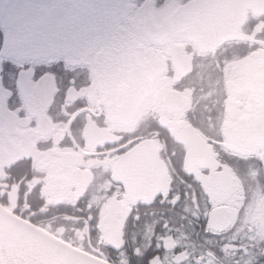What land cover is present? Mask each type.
<instances>
[{"label": "flooded vegetation", "instance_id": "flooded-vegetation-1", "mask_svg": "<svg viewBox=\"0 0 264 264\" xmlns=\"http://www.w3.org/2000/svg\"><path fill=\"white\" fill-rule=\"evenodd\" d=\"M203 2L0 0L1 206L113 264L264 252V0Z\"/></svg>", "mask_w": 264, "mask_h": 264}, {"label": "water", "instance_id": "water-1", "mask_svg": "<svg viewBox=\"0 0 264 264\" xmlns=\"http://www.w3.org/2000/svg\"><path fill=\"white\" fill-rule=\"evenodd\" d=\"M219 10L230 0H203ZM218 17L228 18L223 12ZM221 23H219V26ZM0 264H113L94 257L0 205Z\"/></svg>", "mask_w": 264, "mask_h": 264}, {"label": "snow or ice", "instance_id": "snow-or-ice-1", "mask_svg": "<svg viewBox=\"0 0 264 264\" xmlns=\"http://www.w3.org/2000/svg\"><path fill=\"white\" fill-rule=\"evenodd\" d=\"M235 264V262H233ZM248 264H264V252L258 255L254 260L249 261Z\"/></svg>", "mask_w": 264, "mask_h": 264}]
</instances>
